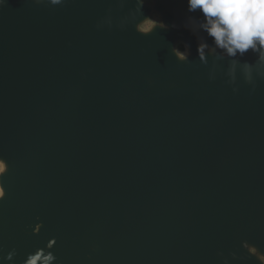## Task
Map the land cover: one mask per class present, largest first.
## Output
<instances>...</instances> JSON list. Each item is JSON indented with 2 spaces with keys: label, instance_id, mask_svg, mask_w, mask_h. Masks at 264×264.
<instances>
[{
  "label": "water",
  "instance_id": "water-1",
  "mask_svg": "<svg viewBox=\"0 0 264 264\" xmlns=\"http://www.w3.org/2000/svg\"><path fill=\"white\" fill-rule=\"evenodd\" d=\"M138 4L0 6V264H260L242 243L264 251V62L236 58L233 81L231 58L205 65L211 38L179 27L195 54L179 64L173 33L135 30Z\"/></svg>",
  "mask_w": 264,
  "mask_h": 264
},
{
  "label": "clouds",
  "instance_id": "clouds-1",
  "mask_svg": "<svg viewBox=\"0 0 264 264\" xmlns=\"http://www.w3.org/2000/svg\"><path fill=\"white\" fill-rule=\"evenodd\" d=\"M43 0H36V5H41ZM52 4H65L66 0H51ZM146 3L151 0H139V8L143 9ZM7 0H0V6H6ZM188 13H199L200 16H190L183 19L182 24L173 23L170 27H183L185 30L196 34L197 28L203 30L209 38L212 45L201 40L197 44V54L202 63H208V54L216 53L220 50L221 54L231 58L232 68L230 75L232 80L236 79L237 59L243 58L249 52L256 54L259 62H264V0H186ZM157 28L167 29V25L158 14L153 16H142L137 21L135 30L140 34H152ZM172 52L182 62H189L191 57V48L184 42H179L172 48ZM244 78L251 80L250 61L244 60ZM233 92H239L238 88H233ZM255 88H253V91ZM6 162V161H5ZM8 172V171H7ZM6 172V173H7ZM0 175V200L6 197L3 178L6 175ZM43 227V223H40ZM56 243V238H52ZM256 248L251 246L247 241L243 242V248ZM223 255V253H220ZM233 259H237V254L233 252ZM259 261H264V253L259 252ZM11 258V257H9ZM43 258V259H42ZM51 264L56 256L49 252L44 255L37 252L28 256L25 264ZM224 264H228V259L224 258Z\"/></svg>",
  "mask_w": 264,
  "mask_h": 264
},
{
  "label": "rangeland",
  "instance_id": "rangeland-1",
  "mask_svg": "<svg viewBox=\"0 0 264 264\" xmlns=\"http://www.w3.org/2000/svg\"><path fill=\"white\" fill-rule=\"evenodd\" d=\"M164 0H151V3H146L145 5H144V7H143V11H145V15L144 16H153V15H155V14H158L159 16H160V18L167 24V25H169L168 23H167V21L165 20V15H164V13H163V11L162 10H160L158 7H159V5H160V3L161 2H163ZM138 7H139V4H138ZM140 9V8H139ZM136 26V25H135ZM171 25H169V28H167V29H160V28H157L156 30H154L153 31V33L152 34H149V35H144V36H146V37H152L153 35H155L157 32H169V33H173L174 34V40H173V44H172V46H171V53L174 55V53L172 52V48L174 47V46H176L179 42H184L183 41V39H181L180 38V36H178V34H177V32L174 30V28H172V27H170ZM139 33V32H138ZM184 44H186L185 42H184ZM188 45V44H187ZM195 57V54H194V52H192V50H191V57H190V59L191 58H194ZM176 58V60L178 61V63L179 64H183L184 62H182V61H180L177 57H175ZM150 81H151V86H152V88H157V89H169V90H177V89H179V88H182V87H184V86H186L187 84H188V82H187V80L184 78V76L182 75V77L180 76L179 78H177V79H175V80H172L170 83H167V84H165V85H157L156 84V82H155V80L153 79V81H152V79H150ZM248 82H251L252 81V74H251V80L249 81V80H247ZM0 170H2V172L4 171V170H6V168L4 169V166L3 165H1L0 166ZM243 244V243H242ZM251 245V244H250ZM251 246H253V245H251ZM254 247H256V246H254ZM247 250V249H246ZM248 251V250H247ZM258 251H260L257 247L256 248H249V253L253 256V257H255L258 261H259V259H258V254H259V252ZM261 253H264V251L262 252V251H260ZM259 263L260 264H264V261H259Z\"/></svg>",
  "mask_w": 264,
  "mask_h": 264
}]
</instances>
